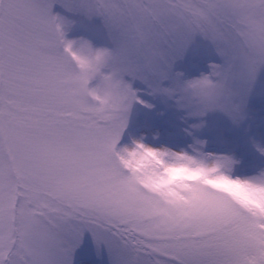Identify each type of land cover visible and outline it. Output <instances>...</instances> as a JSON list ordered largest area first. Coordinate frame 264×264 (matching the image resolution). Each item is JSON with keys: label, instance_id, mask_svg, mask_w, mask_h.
Masks as SVG:
<instances>
[{"label": "snow or ice", "instance_id": "1", "mask_svg": "<svg viewBox=\"0 0 264 264\" xmlns=\"http://www.w3.org/2000/svg\"><path fill=\"white\" fill-rule=\"evenodd\" d=\"M0 264H264V0H0Z\"/></svg>", "mask_w": 264, "mask_h": 264}]
</instances>
